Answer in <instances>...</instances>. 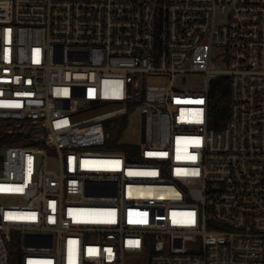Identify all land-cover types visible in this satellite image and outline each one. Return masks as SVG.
<instances>
[{
  "label": "built area",
  "instance_id": "1",
  "mask_svg": "<svg viewBox=\"0 0 264 264\" xmlns=\"http://www.w3.org/2000/svg\"><path fill=\"white\" fill-rule=\"evenodd\" d=\"M0 124V264H264V0H0Z\"/></svg>",
  "mask_w": 264,
  "mask_h": 264
},
{
  "label": "trees",
  "instance_id": "2",
  "mask_svg": "<svg viewBox=\"0 0 264 264\" xmlns=\"http://www.w3.org/2000/svg\"><path fill=\"white\" fill-rule=\"evenodd\" d=\"M231 98L230 82L227 78H221L215 82L210 91L209 103V127L215 131L224 129L230 118ZM118 138H113L108 143L107 149L123 151L125 145L119 143ZM25 137L20 135H3L0 133V169L3 167L4 149L11 145L24 144Z\"/></svg>",
  "mask_w": 264,
  "mask_h": 264
},
{
  "label": "rangeland",
  "instance_id": "3",
  "mask_svg": "<svg viewBox=\"0 0 264 264\" xmlns=\"http://www.w3.org/2000/svg\"><path fill=\"white\" fill-rule=\"evenodd\" d=\"M222 68H225V65L221 66ZM182 85L186 89H199L204 90V78L201 75H191V76H185L183 77ZM119 121H110L108 123L109 132L111 135V138H118L120 142L123 143H129V144H135L140 141L141 138V118L138 115L136 123L135 121H132L130 123V127L127 129H121L119 127ZM1 125V124H0ZM3 135H10V134H4L2 130H0ZM26 143V142H24ZM48 162L49 166L52 168H57V159H56V153L53 150H48ZM2 169H0L1 172ZM11 262L12 264H19V255L18 251L12 250L11 253Z\"/></svg>",
  "mask_w": 264,
  "mask_h": 264
}]
</instances>
